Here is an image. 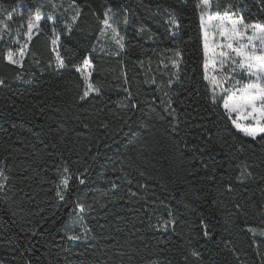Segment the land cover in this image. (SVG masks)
Here are the masks:
<instances>
[{"label": "trees", "instance_id": "1", "mask_svg": "<svg viewBox=\"0 0 264 264\" xmlns=\"http://www.w3.org/2000/svg\"><path fill=\"white\" fill-rule=\"evenodd\" d=\"M199 2L75 0L71 30L61 7L21 66L0 40V264H264V142L211 102ZM0 4L53 11L49 0ZM229 6L264 23V0H212L211 11ZM109 7L123 48L99 35ZM53 26L62 55L94 64L98 92L83 101L80 73L56 67ZM77 203L91 207L87 237L73 241Z\"/></svg>", "mask_w": 264, "mask_h": 264}, {"label": "snow or ice", "instance_id": "2", "mask_svg": "<svg viewBox=\"0 0 264 264\" xmlns=\"http://www.w3.org/2000/svg\"><path fill=\"white\" fill-rule=\"evenodd\" d=\"M52 8V13L47 17H42L41 9L38 7L35 13H30L26 17L20 16V23L13 27V16L8 8L0 4V40H10L11 44L16 45V49L9 46L3 53V59L11 65H22L27 54L29 42L33 36L42 33L41 27L42 18L55 24L56 16L60 14L59 10L62 7L55 3V0H49ZM229 9L223 13L219 11L212 12V0H200L197 8L200 9L201 27L205 29L204 33V49H205V79L211 81V102L213 105H218L222 101V108L226 117L230 120L233 127L245 137H251L255 140L257 137L264 142V23H247L243 16L232 12ZM72 15L70 21L65 20V29L70 31L73 24L81 15L79 7L73 0L70 5ZM14 11V9H12ZM68 12L69 9H65ZM207 14V19L205 16ZM126 22V21H125ZM118 23L115 19V14L111 7L105 10L102 24V34L107 29H111L114 36L118 37L116 43L123 48L121 41L123 37L119 36L117 28L114 27ZM170 23L178 28L179 25L175 20V13H172ZM211 27V33L207 29ZM51 33L54 37L52 43L57 44L59 33L56 27L51 28ZM213 37L212 43L209 44V37ZM23 40V42H21ZM55 50V49H54ZM179 55V53H177ZM75 57H66L59 51L56 53V67L58 70H72L83 76L85 91L79 97L83 101L89 94L96 91L94 85L90 82V73L88 69L92 67V61L88 56H85L82 61V66L72 64ZM211 63V68L214 73L209 77L207 70ZM239 77V78H238ZM246 81V82H245ZM4 81L0 80V84ZM0 161V166L3 165ZM215 169H213V172ZM64 173H69V169L65 167ZM251 175V173H248ZM244 173L238 179H242ZM211 178V177H210ZM8 177L3 174L0 168V180H7ZM70 175L61 176L60 182L57 185L56 195L63 199L61 187L67 189L69 186ZM81 183L83 181L81 180ZM116 187V185H113ZM228 190H231V185H228ZM180 203V202H178ZM76 207L81 211H87L91 205L85 203H77ZM171 207V206H169ZM190 207V205H185ZM239 208V205H237ZM174 222V221H173ZM168 222H165L167 224ZM203 235H210L207 230V225L203 224ZM76 239V237H72ZM192 255L199 257V253L192 252ZM151 264H160L159 260H152Z\"/></svg>", "mask_w": 264, "mask_h": 264}, {"label": "rangeland", "instance_id": "3", "mask_svg": "<svg viewBox=\"0 0 264 264\" xmlns=\"http://www.w3.org/2000/svg\"><path fill=\"white\" fill-rule=\"evenodd\" d=\"M55 3H57L58 5H61V4H62V7L66 8V9H69L68 13H69V14H72V11H71V9H70V5L72 4V1L68 2V4H65V3H66L65 0H55ZM18 8H19V9H17V10L11 11V14H12V16H13V24H12L13 27H16V26L20 23V15L22 14V9H21V6H20V5H19ZM41 10H42V8H41ZM16 17H17V20H16ZM42 17H45L44 14H42ZM81 17L83 18V16H81ZM171 19H172V14H170L169 17H168L169 22H170ZM205 19H207V14H206V16H205ZM44 20H45V19L42 18L41 27H42V24H43ZM170 24H171V23H170ZM171 26H172L173 30L176 28V27H174L172 24H171ZM103 28H104V25H102V29H103ZM102 29H101V33L99 34L100 37L105 38V36L107 35V36H111V39H112V40L114 39V35L111 34V31H110L109 29H107V30L105 31L104 34H102ZM202 31H203V38H204L205 29L202 28ZM207 31H208L209 33H211V27H209V28L207 29ZM38 34H39V33H38ZM38 34L34 35V36H33V39H34ZM33 39H32V41H33ZM212 40H213V37L210 36V37H209V44L212 43ZM32 41L29 42V47H28L27 54H26L25 58L28 56V54L33 53V52L31 51V43H32ZM21 42H23V40H22ZM6 43L8 44V47L11 46V47H13L14 50H15L16 47H17L16 45L11 44V41H10V40H7V39H6ZM59 48H60V37H59V40H58V42H57L56 45H54V44L52 43V50H53V52H54V54H55V57H56V53H57V51L60 52ZM54 49H55V50H54ZM204 50H205V49H204ZM25 58H24V60H25ZM22 64H23V63H22ZM17 66H21V65H17ZM81 66H82V65H81ZM93 70H94V64H93V62H92V67H91L90 69L87 70V72L90 73V82H91L92 84H93V82H92ZM80 75H81V74H80ZM207 75H208L209 77H211V76H213V75H218V73H214V72H213V70H212V68H211V63H209V68H208V70H207ZM81 77L83 78L82 75H81ZM238 78H239V77H238ZM207 81H208V83H209V85H210V87H211V90H212L211 81H210V80H207ZM245 82H246V81H245ZM93 85H94V84H93ZM94 87H95V85H94ZM95 89H96V91L91 92L89 95H91V94H93V93H97L98 90H97L96 87H95ZM85 90H86V89H85ZM221 102H222V101H221ZM66 230H67V232H68L69 237H70L73 241L81 240V239H84V238L87 237V235H88V228H87V226H86V224H85V222H84V220H83L82 212H81L80 210L77 211V212L75 213V215L72 217V219L69 221ZM72 237H76V239H73Z\"/></svg>", "mask_w": 264, "mask_h": 264}]
</instances>
